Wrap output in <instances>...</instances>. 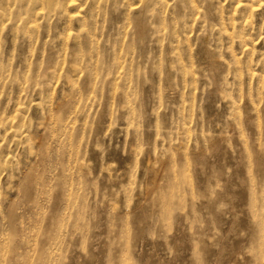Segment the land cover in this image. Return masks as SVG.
Instances as JSON below:
<instances>
[{
    "label": "rangeland",
    "instance_id": "obj_1",
    "mask_svg": "<svg viewBox=\"0 0 264 264\" xmlns=\"http://www.w3.org/2000/svg\"><path fill=\"white\" fill-rule=\"evenodd\" d=\"M262 184L264 0H0V264H241Z\"/></svg>",
    "mask_w": 264,
    "mask_h": 264
},
{
    "label": "bare ground",
    "instance_id": "obj_2",
    "mask_svg": "<svg viewBox=\"0 0 264 264\" xmlns=\"http://www.w3.org/2000/svg\"><path fill=\"white\" fill-rule=\"evenodd\" d=\"M251 185L253 186L254 183H251ZM252 191H254V190H252ZM251 192H249V193H251ZM254 192H252V193H254ZM262 193H263V191H262ZM251 195H249V196L251 197ZM253 195H255V193ZM261 199H263V198L261 197ZM252 201H249L248 204H250V202H252ZM254 202H255V200H254ZM254 202H252V203H254ZM262 203H264V202L262 201ZM255 204L256 203L251 204L253 206H250L251 212H252L251 216H252V219L254 221V227H250L249 232L245 231V233H243L241 231V264H264V212H262V209H260V208L259 209L261 211H258L259 210L258 208H257L258 210H255ZM261 206L264 207V205H261ZM250 207L248 206V209H250ZM263 211H264V209H263ZM246 224H247V222H246ZM241 226L245 227L246 225L241 224Z\"/></svg>",
    "mask_w": 264,
    "mask_h": 264
}]
</instances>
